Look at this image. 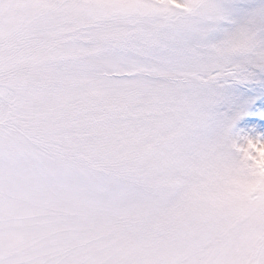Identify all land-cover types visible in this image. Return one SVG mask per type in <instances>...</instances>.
Instances as JSON below:
<instances>
[{"label":"snow or ice","instance_id":"6c2138e0","mask_svg":"<svg viewBox=\"0 0 264 264\" xmlns=\"http://www.w3.org/2000/svg\"><path fill=\"white\" fill-rule=\"evenodd\" d=\"M0 264H264V0H0Z\"/></svg>","mask_w":264,"mask_h":264}]
</instances>
